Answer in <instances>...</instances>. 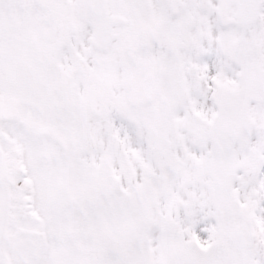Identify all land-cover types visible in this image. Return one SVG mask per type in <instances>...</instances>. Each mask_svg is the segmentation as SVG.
Instances as JSON below:
<instances>
[{
	"label": "snow or ice",
	"instance_id": "6c2138e0",
	"mask_svg": "<svg viewBox=\"0 0 264 264\" xmlns=\"http://www.w3.org/2000/svg\"><path fill=\"white\" fill-rule=\"evenodd\" d=\"M0 264H264V0H0Z\"/></svg>",
	"mask_w": 264,
	"mask_h": 264
}]
</instances>
